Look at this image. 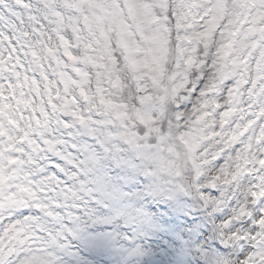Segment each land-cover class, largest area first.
I'll use <instances>...</instances> for the list:
<instances>
[{"label": "snow or ice", "instance_id": "6c2138e0", "mask_svg": "<svg viewBox=\"0 0 264 264\" xmlns=\"http://www.w3.org/2000/svg\"><path fill=\"white\" fill-rule=\"evenodd\" d=\"M0 264H264V0H0Z\"/></svg>", "mask_w": 264, "mask_h": 264}]
</instances>
